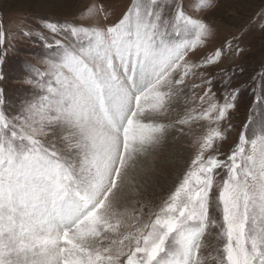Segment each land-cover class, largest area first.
Returning a JSON list of instances; mask_svg holds the SVG:
<instances>
[{"label": "snow or ice", "instance_id": "obj_1", "mask_svg": "<svg viewBox=\"0 0 264 264\" xmlns=\"http://www.w3.org/2000/svg\"><path fill=\"white\" fill-rule=\"evenodd\" d=\"M38 23L50 35L20 33L47 50L46 67L27 65L41 93L13 113L0 89V264H264V118L254 119L258 107L264 117V92L222 152L241 89L221 69V101L206 72L243 50L227 41L204 51L214 29L179 0H132L105 27ZM193 125L190 161L168 194L129 208L149 157L170 131L192 135ZM212 229L219 243L206 257Z\"/></svg>", "mask_w": 264, "mask_h": 264}, {"label": "rangeland", "instance_id": "obj_2", "mask_svg": "<svg viewBox=\"0 0 264 264\" xmlns=\"http://www.w3.org/2000/svg\"><path fill=\"white\" fill-rule=\"evenodd\" d=\"M131 2L132 0H0V32L5 34L0 50L7 49L4 62L0 64V74L4 77L0 80V89H3L6 110L18 113L23 104L41 93L34 84L27 83L31 78L27 65L33 64L41 69L46 67L43 53L47 50L39 39L23 36L20 33L21 26L37 29L45 35L50 33L40 27L38 21L42 19L105 27L121 18ZM179 2H182L189 15L202 18L214 29V35L204 51L221 47L227 41L232 42L233 48L239 47L243 50L239 54L228 51L222 63L206 68L209 76L215 74L218 77L214 81L213 91L221 101L224 94L221 69H231L232 86L241 89L236 107L224 125H232L228 138L221 147L222 152H228L248 121L255 95L264 92V0H209L210 6L199 11H192L189 7L192 0ZM90 7L93 8L92 14L87 11ZM201 54L197 53L193 59H198ZM196 82L199 83V80ZM183 104L184 100L181 99L174 107L182 111ZM172 115L174 117L175 113ZM261 118L264 117L258 107L254 119ZM249 127L251 129L252 126ZM192 129V135L188 136H182L175 130L170 131L163 147L149 157L152 173H145L143 179L138 176L141 187L129 193L126 200L129 208L133 203L138 205L140 202L154 207L168 194L190 161L191 140L193 135L199 134L196 125ZM45 140L54 142L57 147H63L58 137L49 135ZM212 214L210 208V215ZM217 231L212 229V234L205 235V247L202 251L206 257L216 254L215 248L219 243L215 236ZM206 264H215V261L209 258Z\"/></svg>", "mask_w": 264, "mask_h": 264}]
</instances>
